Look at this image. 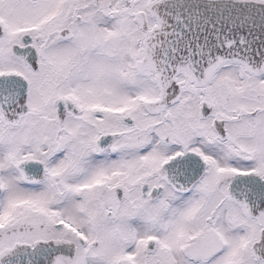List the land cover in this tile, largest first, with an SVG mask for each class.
<instances>
[{"label":"snow or ice","instance_id":"1","mask_svg":"<svg viewBox=\"0 0 264 264\" xmlns=\"http://www.w3.org/2000/svg\"><path fill=\"white\" fill-rule=\"evenodd\" d=\"M0 264H264V0H0Z\"/></svg>","mask_w":264,"mask_h":264}]
</instances>
